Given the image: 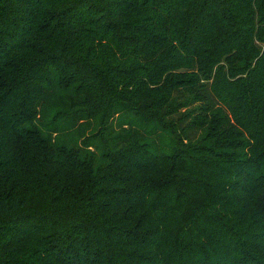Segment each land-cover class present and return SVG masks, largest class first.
<instances>
[{"label": "trees", "instance_id": "trees-1", "mask_svg": "<svg viewBox=\"0 0 264 264\" xmlns=\"http://www.w3.org/2000/svg\"><path fill=\"white\" fill-rule=\"evenodd\" d=\"M0 264H264V0H0Z\"/></svg>", "mask_w": 264, "mask_h": 264}, {"label": "rangeland", "instance_id": "rangeland-1", "mask_svg": "<svg viewBox=\"0 0 264 264\" xmlns=\"http://www.w3.org/2000/svg\"><path fill=\"white\" fill-rule=\"evenodd\" d=\"M204 84V82H203ZM202 86L197 88L196 90L194 91H190L188 93L185 94V96H182L181 100L180 101H185L187 98L191 100V104L189 107L187 108H184L182 110V112L186 113V112H189V111H192L194 110L196 107L200 106L202 104V101L200 100H197L198 99V93H202ZM188 124V122L186 123V125Z\"/></svg>", "mask_w": 264, "mask_h": 264}]
</instances>
